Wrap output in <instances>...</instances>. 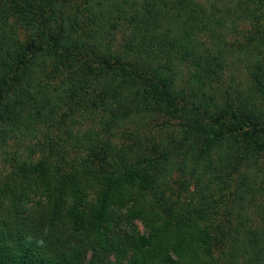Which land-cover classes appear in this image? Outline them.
<instances>
[{"label":"trees","instance_id":"1","mask_svg":"<svg viewBox=\"0 0 264 264\" xmlns=\"http://www.w3.org/2000/svg\"><path fill=\"white\" fill-rule=\"evenodd\" d=\"M0 264H264V0H0Z\"/></svg>","mask_w":264,"mask_h":264},{"label":"rangeland","instance_id":"2","mask_svg":"<svg viewBox=\"0 0 264 264\" xmlns=\"http://www.w3.org/2000/svg\"><path fill=\"white\" fill-rule=\"evenodd\" d=\"M243 25H245V27L247 28V30H252L253 32H255L256 31V28L255 27H253L252 28V25L250 24V23H245V24H243ZM245 28V29H246ZM235 77H236V81L239 83V82H242V81H247V78H245L244 77V75L243 74H238V75H235ZM229 80H230V78H227V80L226 81H224V82H221V83H219V84H216L215 85V91L222 97V95L224 96V98L226 97V92H227V89H228V87H230V82H229ZM234 98V97H233ZM160 120L159 121H154V122H150V125L151 126H149V127H146V128H141V130H139L138 128L137 129H130V131H128L126 134H131L132 136L131 137H133V138H136V136L138 135V134H140L142 137H144V135L145 134H147V135H151V133L152 132H154V131H157L158 129L156 128V127H160L161 126V124H160ZM161 123H163V122H161ZM174 127H175V125H173V126H171L170 127V129L171 130H173L174 129ZM166 128V127H165ZM164 128V129H165ZM151 129H152V132H151ZM150 130V131H149ZM152 135H155L154 133H152ZM132 138V139H133ZM130 141L132 140V139H130V138H128ZM40 140V143L41 142H43V139L41 138V139H37V140H34L35 142H38ZM24 143V145H30V142L29 141H24L23 142ZM13 145H12V147L10 148V149H14V146H18V143L17 142H14V143H12ZM38 148V147H37ZM38 157V156H37ZM173 183V185L171 186V187H173V188H177L178 187V182H176V181H174V182H172Z\"/></svg>","mask_w":264,"mask_h":264}]
</instances>
